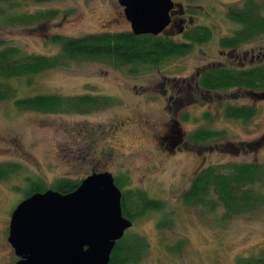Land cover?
<instances>
[{
	"label": "rangeland",
	"instance_id": "rangeland-1",
	"mask_svg": "<svg viewBox=\"0 0 264 264\" xmlns=\"http://www.w3.org/2000/svg\"><path fill=\"white\" fill-rule=\"evenodd\" d=\"M173 1L182 10L173 13V24L182 29L172 25L166 35L181 40L183 28L210 31L207 40L184 55L157 66L137 65L134 72L96 60L72 61L33 76L30 84L24 77L11 80L19 96L104 95L112 104L89 113H51L19 110L10 99L0 100V163L19 165L17 173L0 180V264L18 260L7 240L8 227L28 179L51 189L57 179L81 181L101 171L119 178L122 192L140 189L164 203V209L145 212L126 229V243L141 238L145 245L143 255L126 264H240V259L260 257L264 201L249 212L229 214L217 197L218 207L210 210L184 204L182 194L201 168L228 172L232 164L264 165V96L238 88L207 92L197 84V72L210 65L264 64V34L234 51L225 49L220 39L237 28L226 10L242 0ZM0 8L7 10L0 15V50L14 46L27 54L52 55L59 51V44L51 41L55 35L131 29L117 0H13ZM43 10L59 13L29 25L6 19L11 13ZM227 104L253 106L255 115L248 121L226 118ZM203 128L223 133L210 142L192 137ZM165 133L181 138L173 153L159 139ZM254 185L264 200V179Z\"/></svg>",
	"mask_w": 264,
	"mask_h": 264
},
{
	"label": "trees",
	"instance_id": "trees-1",
	"mask_svg": "<svg viewBox=\"0 0 264 264\" xmlns=\"http://www.w3.org/2000/svg\"><path fill=\"white\" fill-rule=\"evenodd\" d=\"M13 0H0V3ZM46 2L50 0H33ZM7 10L0 8V15ZM57 10H43L33 14L17 15L11 13L6 19L16 24H37L50 20L58 15ZM226 16L237 25L228 36L222 37L220 46L236 50L243 43L264 34V0H242L238 5H231ZM180 31L182 26L175 27ZM184 30V28H183ZM181 31L182 39L176 40L163 31L158 35L134 34L132 30L88 33L79 37L55 35L51 41L59 44V51L52 55L27 54L14 46L0 50V100L10 99L19 110H34L51 113H89L93 110L112 104L111 97L104 95H69L34 94L19 96L12 79H30L54 67H66L72 61L96 60L112 65L115 68L127 67L132 72L137 65L157 66L167 59L190 52L195 44L210 37L206 27H192ZM135 68V69H134ZM197 84L207 92H220L233 88L244 89L255 96H264V64L245 68H230L210 65L197 72ZM224 116L230 119L248 121L255 115V109L249 105L227 104L223 109ZM223 131L203 128L196 130L192 137L201 142H210L221 136ZM19 171L14 162L0 163V180L7 179ZM120 188L119 178H114ZM264 179V165L254 163L232 164L228 172H220L214 166L201 168L191 180V184L182 194L183 203L189 206H204L215 210L218 204L215 197L229 214L251 211L264 200L255 190L256 183ZM80 181L67 178L57 179L50 187L59 193L73 191ZM254 187V188H253ZM48 187L43 181L28 179L25 197L44 192ZM164 203L156 200L140 189L121 191V210L124 217L134 220L147 211L162 210ZM162 224V223H161ZM131 245L122 239L116 242L109 264H126L136 262L145 252L143 240L140 238ZM264 264V250L257 260L250 259L240 264Z\"/></svg>",
	"mask_w": 264,
	"mask_h": 264
},
{
	"label": "water",
	"instance_id": "water-1",
	"mask_svg": "<svg viewBox=\"0 0 264 264\" xmlns=\"http://www.w3.org/2000/svg\"><path fill=\"white\" fill-rule=\"evenodd\" d=\"M134 34L162 33L173 0H117ZM132 220L108 171L93 172L69 193L53 189L22 199L11 213L8 242L15 264H109Z\"/></svg>",
	"mask_w": 264,
	"mask_h": 264
},
{
	"label": "flooded vegetation",
	"instance_id": "flooded-vegetation-1",
	"mask_svg": "<svg viewBox=\"0 0 264 264\" xmlns=\"http://www.w3.org/2000/svg\"><path fill=\"white\" fill-rule=\"evenodd\" d=\"M174 2V1H173ZM175 4V6H174V8L171 10V12H170V23H169V25L165 28V30H164V32L170 27V26H172V25H174L173 23H174V20H173V13L174 12H178L179 11V13H182V10L181 9H178V11L176 10V3H174ZM179 22L181 23L182 22V20H179ZM175 27H178V26H180V25H174ZM182 28H180V30H181ZM169 133H170V131H169ZM159 139H161L162 141L161 142H163L164 140L165 141H167V143L169 144V146H170V148H168L169 149V151L171 152V153H173L175 150H174V147H178L179 146V142H180V140H181V138H180V136H177V137H175V136H172V134H168V135H166V133H165V136H162V137H160ZM162 144V143H161ZM178 145V146H177ZM133 223V222H132Z\"/></svg>",
	"mask_w": 264,
	"mask_h": 264
}]
</instances>
